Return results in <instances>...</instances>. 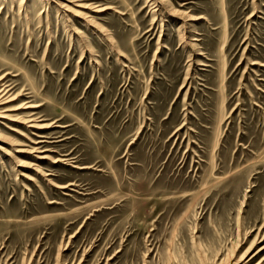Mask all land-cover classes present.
Wrapping results in <instances>:
<instances>
[{
    "label": "rangeland",
    "instance_id": "obj_1",
    "mask_svg": "<svg viewBox=\"0 0 264 264\" xmlns=\"http://www.w3.org/2000/svg\"><path fill=\"white\" fill-rule=\"evenodd\" d=\"M60 1L0 0V89L15 97L0 109L48 125L0 124V264H230L256 251L264 0L72 6L91 22ZM34 147L47 158L14 152Z\"/></svg>",
    "mask_w": 264,
    "mask_h": 264
},
{
    "label": "bare ground",
    "instance_id": "obj_2",
    "mask_svg": "<svg viewBox=\"0 0 264 264\" xmlns=\"http://www.w3.org/2000/svg\"><path fill=\"white\" fill-rule=\"evenodd\" d=\"M79 1L80 0L60 1L58 3L59 4L58 6L61 7L64 12L67 11V12L77 13V14H79L81 16H84L82 18L90 21L92 19V18H90L91 17L90 15H87L86 13L80 12L79 11L80 9H73L72 8V6H75V7L82 8V9H91L90 6L81 5ZM2 79H3V76H0V81ZM4 91H5V88L0 89V105H3L4 103H6V102L12 100L13 98H15V97L10 98V95H8L6 93V91L5 92ZM22 106L20 105V106H15V107H6L4 109L1 108L0 109V124L4 125L8 130H10L12 132H16V133H19L17 128L13 124L7 123L6 120L16 121L18 123L25 124V127L30 128L32 131L34 129L37 130V129H42V128L48 127V125L39 124L38 123L39 119L34 117L32 115L33 113L31 114V116L29 115V116H26V117L17 116L16 114H14V115L9 114V111H17L18 109L23 108ZM28 107L32 108V105H30V104L27 105V106L24 105V108H28ZM43 151H45V150H41V149L35 148V147L32 148L31 150H26V149H23V148H15L14 149V152H22V153H26L27 152V153L32 154L37 159H45V158H47V156L43 154L44 153ZM34 153H35V155H34ZM17 165L18 166H27V167H30L32 169H35V164H29V163H26V162H22L21 160L17 162ZM263 237H264V235L262 236V238L257 240L255 243L258 244L261 241H263L262 240ZM251 246L242 255H240L239 257L232 258V260H230V264H249L250 261L257 254H259L262 250H264V243L256 251H253ZM255 264H264V257L260 261L256 262Z\"/></svg>",
    "mask_w": 264,
    "mask_h": 264
}]
</instances>
